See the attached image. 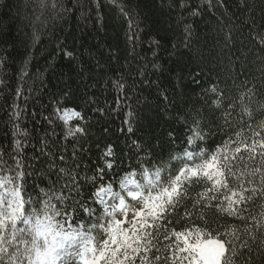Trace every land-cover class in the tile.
Masks as SVG:
<instances>
[{"label": "trees", "instance_id": "1", "mask_svg": "<svg viewBox=\"0 0 264 264\" xmlns=\"http://www.w3.org/2000/svg\"><path fill=\"white\" fill-rule=\"evenodd\" d=\"M24 3L0 0V79L8 84L6 90L0 86L3 160L8 165L13 163L9 159L14 154L13 140L21 139L19 155L26 157L21 163L33 174L28 190L32 192L35 187L38 192L56 179L54 174L42 173L47 172L53 159L62 166L60 154L71 158L73 151L78 153L81 177L93 176V170L105 164L102 157L109 148L114 154L106 157L113 167L106 169L102 183L97 180L93 186L82 181L79 199L94 209L93 214L89 216L82 209L74 213L69 208L58 217L66 229L71 225L90 231L98 241L107 238L99 225L107 226L108 218L98 219L104 208L96 193L102 188L119 190L124 178L146 183L141 169H147L149 179H155L161 163L166 166L160 170L162 179L174 175L185 161L172 157H182L185 148L203 149L207 158L229 136L236 140L237 132L250 144L251 130L264 121V50L254 42L256 33L264 32V0H247L249 7L243 0H186V8L179 6L181 0H99V10L90 0H82V8L62 19L53 20L50 13H45L40 21L35 20L31 8L24 9ZM188 41L190 46L186 47ZM22 71L31 79L25 77L22 83ZM117 81L123 89L115 86ZM216 84L227 86L234 103H214L216 96L209 90ZM18 86L22 90L19 97L15 95ZM14 101L23 110L17 123L26 136H17L9 123ZM57 106L70 113L79 112L80 117L72 115L65 122L57 118L63 116L59 111L52 122L45 119ZM244 106L247 113L242 111ZM194 118L199 129L192 123ZM225 120L230 128L225 127ZM75 127H83L85 132L75 139L65 138L67 129ZM198 130L204 139L196 138ZM257 130L261 131L258 138H264V130ZM190 136L192 145L188 143ZM45 138H49L54 157L45 155L49 152L43 147ZM133 141L145 149L139 153L143 162L130 151ZM246 163L249 168L257 167L259 158ZM0 176L8 180L11 173L5 169ZM257 182L245 183L249 189L245 196L258 186ZM202 192L203 186L193 185L190 198H199ZM186 207L192 208L191 199ZM240 207L252 224L251 217L259 219L264 212V196L257 192L252 201ZM179 212L187 221L184 207ZM206 220L207 227L203 221H195L190 225L177 223L175 230L205 228L214 233L217 229L223 232V225L240 230L245 226L236 217L218 216L212 211H208ZM167 243L162 240V257ZM245 258L252 264H264V256L255 246L251 256Z\"/></svg>", "mask_w": 264, "mask_h": 264}, {"label": "snow or ice", "instance_id": "2", "mask_svg": "<svg viewBox=\"0 0 264 264\" xmlns=\"http://www.w3.org/2000/svg\"><path fill=\"white\" fill-rule=\"evenodd\" d=\"M93 3L99 10V0H90V4ZM243 3L245 7H249L247 0H243ZM69 4L72 6L69 7ZM179 6L186 8V0H181ZM23 7L26 10L32 9L36 21H40L45 13H50V18L56 20L62 19L74 9L82 8L83 3L82 0H25ZM33 36L38 39L35 32ZM254 42L264 50V32H257ZM185 46L189 47L190 41ZM25 77L31 79L26 71H22L19 77L22 83L26 82ZM0 86L5 90L8 88V84L2 79ZM115 86L124 88L119 81L115 82ZM209 91L216 96L214 103L217 106L225 100L229 104L234 103L228 97L227 86L220 88L216 84ZM15 95H22L19 86L15 89ZM11 109L8 119L13 124L15 134L26 136V131H22L17 123L23 110L15 101ZM59 111H63V116L57 118L65 122L72 115L80 117L79 112L70 113L57 106L52 115L45 119L52 122L53 116ZM242 111L247 113V106L242 107ZM192 123L199 129L197 119L194 118ZM225 127H231L227 120ZM257 129L264 130V121L257 124ZM257 129L251 130L250 144L247 143V137H242L237 132L236 140L229 136L207 158L203 149L189 151L185 148L182 157H172L183 159V165L174 175L164 179L160 176V170L166 166L161 163L154 173L155 179H149L148 170L141 169L146 183L124 178L120 182L121 191L113 192L111 186L102 188L96 193L99 203L104 205L103 214L98 219L108 218L107 226L99 225L107 238L99 241L90 231L74 229L71 225L66 229L58 217L69 208L74 213L82 209L89 216L93 214L94 209L79 199L82 181L92 183L93 186L97 180L103 182V176L107 175L106 169L113 167L111 162L106 161L107 156L114 155L111 149L102 157L105 164L94 169L91 177H81L77 152L73 151L71 158L60 154L62 166L53 159L47 172L42 173L44 176L54 174L56 179L50 181L47 188H40L37 192L33 187L32 192H29L28 180L33 174L21 163L22 159H26L19 155L23 148L22 140L14 137V154L9 156L13 163L8 165L3 160L4 154L0 153V173L5 169L11 173L10 179L3 185L8 190L0 193V264H75L77 261L78 264H153V261L155 264H241V261L243 264H252L251 259L245 257L251 256L254 246L264 256V212H261L259 219L252 216L254 223L249 224V218L243 215L244 209L240 205L252 201L257 192L264 196V138H258L261 137V131ZM82 132H85L83 127L68 128L65 138L71 136L75 139ZM51 135L54 136L55 132ZM196 138L204 139L201 131H197ZM48 141L49 138L43 140V147L49 148L45 155L54 157L56 153L51 151ZM188 143H193L191 136ZM233 144L235 147H230ZM130 151L143 162L139 153L145 149L140 144L133 141ZM257 157L259 166L249 168L246 161L255 162ZM148 163L151 165V161ZM131 175L134 176L135 173ZM257 176L258 182L255 181ZM254 182L258 186L253 187L251 194L245 196L249 191L245 183ZM193 185L204 187V192L198 193L199 198H190V188ZM101 193L109 199L106 200ZM190 199L192 208L188 209L186 204ZM182 207L183 216L188 217L187 221L180 215ZM208 211L215 212L218 216L225 214L236 217L245 226L240 230L238 226L223 225V232L217 229L214 233L211 229L206 232L205 228L193 231L175 230L177 223L190 225L195 221H203L207 227ZM96 227L97 224L94 223L92 228ZM173 239L176 241L174 245ZM162 240L168 241L163 245V257L159 254Z\"/></svg>", "mask_w": 264, "mask_h": 264}, {"label": "rangeland", "instance_id": "3", "mask_svg": "<svg viewBox=\"0 0 264 264\" xmlns=\"http://www.w3.org/2000/svg\"><path fill=\"white\" fill-rule=\"evenodd\" d=\"M5 183H6V180L0 177V189H2L3 192H6V191L8 190L7 188H4V187H3V185H4ZM112 191H113V190H112ZM3 192L0 191V193H3ZM113 192H116V191H113ZM101 195H103L104 198H105L106 200L109 199V197H108L107 195H105L104 193H101ZM103 206H104V205H103ZM75 264H78V261L75 262Z\"/></svg>", "mask_w": 264, "mask_h": 264}, {"label": "bare ground", "instance_id": "4", "mask_svg": "<svg viewBox=\"0 0 264 264\" xmlns=\"http://www.w3.org/2000/svg\"><path fill=\"white\" fill-rule=\"evenodd\" d=\"M105 188H107V187H105Z\"/></svg>", "mask_w": 264, "mask_h": 264}]
</instances>
